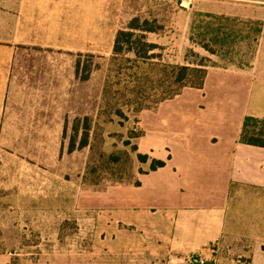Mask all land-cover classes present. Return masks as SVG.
Segmentation results:
<instances>
[{"label":"crops","instance_id":"crops-1","mask_svg":"<svg viewBox=\"0 0 264 264\" xmlns=\"http://www.w3.org/2000/svg\"><path fill=\"white\" fill-rule=\"evenodd\" d=\"M168 6L175 11L177 0H0V144L3 135L55 133L62 117L47 105L40 111L38 103L70 99L64 90L69 67L61 74L54 62L25 61L24 52L113 48L117 31L130 20L164 22ZM254 18L264 23V14ZM260 49L264 53V46ZM254 65L235 74L207 66L201 87H185L156 110H144L157 115L165 105L184 100V113L200 112L232 95L256 94L255 110L241 114L237 129L199 128L187 141L166 147L165 165L139 174L138 186L104 191L98 197L100 220L84 224L91 231L86 254L0 248V264H197L190 260L197 256L206 264H264V146L239 141L245 116L264 119V62ZM56 84L62 86L57 92ZM166 123L167 135L183 137L179 120ZM8 230H13L11 242L23 243L21 221L0 217V242L8 240Z\"/></svg>","mask_w":264,"mask_h":264},{"label":"rangeland","instance_id":"rangeland-1","mask_svg":"<svg viewBox=\"0 0 264 264\" xmlns=\"http://www.w3.org/2000/svg\"><path fill=\"white\" fill-rule=\"evenodd\" d=\"M180 2L182 6L177 0L175 11L168 6L166 21L151 22L156 33L147 34L146 39L160 45L150 52L157 55L152 61L190 66L203 63L211 71L227 74L264 62L260 49L264 46V23L254 18L264 14V0ZM111 55L112 47L106 45L96 53L24 52L25 61L54 62L61 74L63 70L66 74L69 67L70 85H65L64 90L69 92L70 99L38 103L40 111H47L44 108L47 105L53 108L48 111L56 118L62 117V126L56 127L55 133L3 135L0 210L5 211H0V217L11 223L21 221L24 236L23 243L15 245L10 235L13 230H8V240L0 242L1 250L33 255L86 254L91 249L88 237L91 231L90 226L84 224L100 220L98 214L102 211L98 197L104 195L115 180H131L150 168L151 158L140 162L136 151L132 150L133 145L136 144L141 153L164 159L166 147L187 141L199 128L232 131L239 127L238 119L244 111L255 110L256 94L248 93L232 95L219 107L201 108L200 112L184 113V100L172 107L165 105L157 115L143 114L144 110L137 112L133 105L116 111L106 103L109 96L104 95ZM123 56L134 57L132 52L119 55ZM85 73L87 79H82ZM117 78L121 86L130 79L125 74L112 79ZM56 81L60 82L57 78ZM59 89L62 86L56 84V92ZM148 93L151 100L159 92L152 88ZM261 106L263 111L264 104ZM85 116L89 118L88 145L77 148ZM166 120H179L176 125L183 131L181 139L165 133ZM143 122L147 126L146 134L136 138L143 130ZM74 126L78 128L75 135ZM72 136L76 149L69 152ZM109 153L117 155L116 163L106 159ZM88 172L94 182L84 181ZM103 187L104 190H96Z\"/></svg>","mask_w":264,"mask_h":264},{"label":"trees","instance_id":"trees-1","mask_svg":"<svg viewBox=\"0 0 264 264\" xmlns=\"http://www.w3.org/2000/svg\"><path fill=\"white\" fill-rule=\"evenodd\" d=\"M154 31L156 29L151 25L150 21L140 20L135 17L126 24L124 29H119L116 33L104 89V95L109 96L106 99V103H110L111 108L116 111H120L123 106L130 105H133V109L137 112L156 110L161 102L176 96L185 87L199 88L203 84L207 70V66L203 63L190 66L152 61L157 55L150 52L160 48V46L147 41L145 34L146 32ZM124 52H132L134 57H119ZM76 65V72H78L79 62ZM109 74L112 76H109ZM121 74L130 77L122 86L119 85L121 83L119 78L116 81L112 79ZM87 76L88 74L84 75L82 79H87ZM152 88L157 89L159 93L150 100L148 92ZM88 119L87 116L83 118V132L77 148L88 145ZM73 130L75 132L74 135L77 134L78 128L76 126H74ZM143 134L144 131L142 130L135 137L139 138ZM239 141L246 144L264 146V119L250 115L245 116ZM128 143L129 141H126V144ZM75 149V140L74 136H72L68 151L71 152ZM132 150L136 151L137 159L140 162L145 163L150 159L148 154L138 151L136 144L133 145ZM105 156L111 163H116L118 160L117 155L113 153ZM164 165L165 162L163 160L151 158L149 170H156ZM92 176L88 172V176L85 174L83 177L84 181L94 182ZM117 184L138 186L140 182L136 177L131 180H115L113 183H110L111 186ZM96 190H104V187L97 188Z\"/></svg>","mask_w":264,"mask_h":264},{"label":"built area","instance_id":"built-area-1","mask_svg":"<svg viewBox=\"0 0 264 264\" xmlns=\"http://www.w3.org/2000/svg\"><path fill=\"white\" fill-rule=\"evenodd\" d=\"M191 261H195L197 264H206L207 260L202 257V256H197V257H190ZM230 264H243L240 261H235L233 263Z\"/></svg>","mask_w":264,"mask_h":264}]
</instances>
